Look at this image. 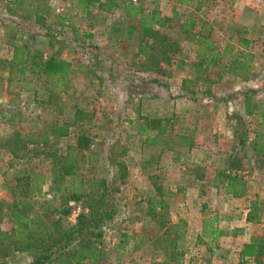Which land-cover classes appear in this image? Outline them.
<instances>
[{"label":"crops","instance_id":"crops-1","mask_svg":"<svg viewBox=\"0 0 264 264\" xmlns=\"http://www.w3.org/2000/svg\"><path fill=\"white\" fill-rule=\"evenodd\" d=\"M71 1L70 24L65 27L63 19L53 13L48 0H21L14 7L0 0V38L3 39L0 41V69L4 65H16L21 70L25 63L30 65L34 53L43 62L52 57L68 62L70 67L65 78H56L58 86H62V97H58L59 109L70 111L73 107L74 111L83 110L80 103L87 100L97 105V112L107 116V111L111 113L116 123L110 124L108 130L116 133L118 141L113 139L112 142L117 144L116 148L107 144L103 158L107 159L106 153L108 156L111 152L109 164L122 162L127 166L128 182L136 183L134 186L137 187L138 179L142 180L149 197L162 199H159V206L151 208V211L166 210V197L161 189H155L151 176L158 175L157 181L173 180L176 192L194 199L191 206L180 208L185 215L180 217L184 219L188 231L196 228L200 240L220 248L218 255L212 248L213 262L255 264L248 256L240 254L250 240L252 226L248 221L250 205L246 206L245 202L264 197V156L257 155L251 145L252 142L257 146L264 143V0H197L203 15L197 13L194 7L187 8L193 15L190 18L193 21L192 38L202 36V43L208 42V50L195 51L193 57L203 58L200 56L202 51L208 54L210 43L218 47L212 34L219 25L224 30V46L227 44L230 51L236 53L234 60L225 63L224 68L226 78L238 87H229L227 95L221 96L207 87L203 90L188 87L186 78L180 72L168 74L170 77L166 83L155 75L151 77L145 66L139 69V63L148 61L147 54L139 53V43L145 30L141 24L144 20L149 21L151 7L156 6L154 10L165 23L164 26L153 25L161 33L172 21L180 23L179 27L183 29L187 20L182 21V15L174 11L185 7L183 0H179L182 4L174 3L171 9L173 15L167 9L170 0H138L137 5L131 4L130 0ZM26 7L32 18L29 22H25L22 16ZM135 8L137 12L130 14ZM84 15L87 17L83 18ZM201 27L206 30L201 31ZM13 32L18 41L11 44L7 39L14 35ZM164 34L167 35L166 32ZM210 36L212 39H209ZM89 41L91 43H87ZM146 41L152 43L150 39ZM225 52L224 49L221 54ZM119 56H129L131 64L121 69ZM211 63V60L208 63L205 61L203 72H207ZM126 69L141 76L137 77L141 82L134 84L132 75L127 77ZM32 74L34 79L46 80L47 85L56 82L53 78ZM178 74L181 76L179 83L175 77ZM171 79L176 80L173 90L170 88ZM83 80L85 83H81ZM154 88L169 91L164 93ZM68 90L73 92V98L74 94H78L72 101L70 98V101L66 100ZM246 93L254 105L251 114L244 112ZM48 94L53 95L50 91ZM7 100L5 94H0V107H4ZM125 110L129 116L128 127L121 133L134 135L136 143L125 141L116 130V126L122 124L118 122L126 115L123 113ZM85 111L88 112V109ZM1 116L2 113L0 133L3 125ZM154 120L160 123L152 125ZM73 122L77 124L75 130H71V123H65L68 126L67 135L61 138L51 135L53 140L50 141L64 142L71 140V135H77L74 138L79 139L82 133L88 134L82 123ZM71 145L77 151L84 148L79 146L78 140ZM120 146L127 149L125 156L116 152ZM122 156L123 161H120ZM112 172L117 175V171ZM230 177H235L242 184L237 195L227 188ZM206 198H222L226 203L222 202L215 209L200 205ZM231 202L234 206H229ZM208 227L219 232L211 234ZM233 230L239 231L235 233ZM239 250L236 258L233 255Z\"/></svg>","mask_w":264,"mask_h":264},{"label":"rangeland","instance_id":"rangeland-1","mask_svg":"<svg viewBox=\"0 0 264 264\" xmlns=\"http://www.w3.org/2000/svg\"><path fill=\"white\" fill-rule=\"evenodd\" d=\"M174 3L185 5L182 10L173 9L176 13L182 15L180 16L182 21H186L193 16L187 10L188 7H194L198 10L197 13L204 14L201 7H198L197 0H183L182 3L179 0H170L168 1V11H172V7L175 6ZM27 9L28 7L24 8L22 14L25 22L32 19ZM154 9H156V6L151 7V12ZM173 13L172 11L171 14L173 15ZM85 17L87 15H84L83 18ZM179 25L180 23L172 21V24L163 28L162 32L165 30L168 40L177 46L176 52L181 48L180 52H168L167 56L169 58L165 63L158 61L159 57L145 63H139V61V69L142 70L145 66L151 77L155 75L157 79L166 83L170 77H168V74L173 75L180 72L186 78L185 81L188 87L194 86L195 89L200 90L207 87L220 96L227 95L229 87L231 89L237 88L236 83H232L226 78L225 63L233 61L236 53L230 51L229 46H226L227 44L224 46L223 26L219 25L213 31L212 36L216 40L215 45H218V47L211 56L212 63L209 69L207 72H203L205 62H202V60L204 58L193 56L196 55L195 51L199 52L207 49L206 43L208 42L202 43L204 39L202 36L193 39L192 30L187 27L180 29ZM201 28V31L206 30L203 27ZM203 35H205V32ZM209 39H212V37L210 36ZM16 40L15 33L7 39L11 44L15 43ZM0 41H3V39L0 38ZM87 43H91V41ZM127 46L131 47L132 44H127ZM224 49L226 52L220 58H216L215 55L220 54ZM190 50H192L191 53ZM186 58L187 60L184 61ZM118 60L122 64L121 69H125L124 67L131 64L129 56H119ZM164 65L165 68H163ZM126 72L128 73L127 77L132 75L134 84L141 82L140 79L137 80V77L141 76L136 75L133 71L127 70ZM31 75L33 74L30 71L21 73L16 65H4L0 69V79L2 81L0 94H5L8 99L6 105L0 107L1 120L4 125H2L0 133V264H24L31 260L35 248L28 246L32 241L25 237L27 233H30L27 236L39 234L40 232L37 230H40L41 226H39V229L32 230L28 227L15 229L16 222H14L12 213L27 207L30 216L48 218V215L44 214L46 209L41 207L42 202L51 201L49 208L59 209L61 207L58 198L52 197L53 193L50 189L51 186L54 187L53 180L62 166V163H59L60 158L68 153H71L75 159L74 181H72L71 176L68 177L67 183L59 181L55 184V190L61 189V186H67L69 191H63L64 193L81 194L82 191H85V193L95 190L100 191L102 188L101 180H104L106 186L110 188L111 195L115 198L116 209L119 211L102 228L101 240L96 245L102 251L99 264H216L213 262L212 248H214L215 255H218L220 248L215 247L212 243L209 245L203 239L200 240L201 237H199L196 228L188 231L184 219L180 217L185 216L180 208L191 206L190 204L194 199L189 198V196L183 197L179 191L176 192L173 180L157 181L158 175L154 174L151 176V180L155 189L157 191L161 189L162 194L165 195L166 210L161 212L151 211L152 207L157 208L159 206L162 199L149 197L145 188H143L144 182L142 180L138 179L139 184L137 187L134 186L136 183L128 182L127 166L122 165V162L117 163V165L109 164L111 152L108 156L106 153L107 159L103 158V153L108 149L106 148L107 144L109 143V145L116 148L117 144L114 145L112 142L113 139L118 141L115 138L116 133H111L108 130L110 124L116 123L114 122L116 119L110 116L109 111L106 112L107 116L101 111L97 112V105L94 102L81 101L82 118L77 122L82 123L85 126L84 129L88 130V134L82 138L84 141L80 138L75 139L74 137L77 135H71L72 139L69 141H50L52 136L47 131L54 125L71 123L73 127L71 130L76 129L77 124L73 122L76 118L75 111L73 107L70 111L59 109L58 100L60 99L58 97H62V86H58L57 82H53V85H47L46 80L43 78L34 79ZM179 75L175 76L177 83L181 78ZM175 81L171 79L170 88L172 90ZM81 83H85V81L83 80ZM50 87L52 88L49 90ZM154 89L164 93L169 91L162 88ZM48 91L53 95L49 96ZM68 91L69 95L66 100H69V98L71 101L74 100L78 94H74L73 98V96L71 97L73 92ZM88 92L91 93V91ZM85 109H88V112ZM129 109L133 110L131 106H129ZM123 113L126 114V110ZM128 120L129 116L127 114L120 117L118 123L122 124L116 126V130L120 132L125 141L136 143L138 141L134 138V135H122L123 133H121L126 131ZM46 139H49L47 143L44 142ZM77 140L79 145L84 147L79 152H75V149L71 148L73 145L71 143H76ZM120 147L116 152L125 156L128 152L127 149ZM123 156L119 159L120 161H123ZM113 170L117 171V175L112 172ZM59 193L62 192L59 191ZM151 198L153 200L150 201ZM84 201L85 199L67 202L69 213L62 217V224L65 228L75 226L77 216L80 213L88 212L89 209ZM203 201L200 202V205L209 208L214 207V209L219 207L222 202L226 203V200L222 198H206ZM245 204L246 206L250 205L251 210L248 215V221L252 225L249 230L251 234L249 242L255 237L264 239V197L252 199L251 202L246 201ZM230 205L234 206L232 202L229 203ZM28 206L30 207L28 208ZM145 206L150 209H146ZM180 210L181 212L178 213ZM57 213L55 212L52 216L58 217ZM231 225H234V223H231ZM23 231L24 235L22 234ZM238 231L235 230L234 232L238 233ZM242 251L240 254L239 250L233 256L237 258L238 253L243 256ZM255 253L254 249L247 250V254L244 256H248L255 264L264 262V251L259 254ZM257 257L259 261L255 260ZM83 264H91V262L87 261Z\"/></svg>","mask_w":264,"mask_h":264},{"label":"trees","instance_id":"trees-1","mask_svg":"<svg viewBox=\"0 0 264 264\" xmlns=\"http://www.w3.org/2000/svg\"><path fill=\"white\" fill-rule=\"evenodd\" d=\"M134 12H137L136 8L132 9L129 13L132 14ZM154 24L157 26H164L165 24L164 21L159 19L158 12L155 10L149 15V21L144 20L141 24V27L145 30L141 35L139 53L147 54L148 61L159 57L158 61H163L165 63L169 58L167 53H175L177 51V46L168 40L166 34L161 33L159 29L155 28L153 26ZM186 27L189 29L193 27V21L191 19L186 21L183 29ZM148 39L152 40L151 44L146 43V40ZM204 43H206V41H204ZM208 47V54L205 51L200 52V56H203L204 58L202 62L206 61L208 63L211 60L210 58L213 55V52L217 48L216 46L211 45H208ZM221 56V53L215 55L216 58H220ZM25 65L24 68L20 70L21 73H24L26 71L25 69H28L31 73L53 78L56 82V78L61 80L65 78L70 67L68 62L56 57H52L43 62L40 59V56L36 53L32 55L30 65L27 63H25ZM235 73L239 74L238 71ZM244 99V112L246 114H251L254 110V105L250 101V96H247L246 93ZM81 115L82 111L76 110V118L74 121H79L82 118ZM158 123H160L159 120L152 121V125L157 126ZM47 133L56 137L65 136L68 133V126L65 123L62 125H56L50 128ZM81 135L80 139L84 137V133ZM82 141H84V139H82ZM44 142L47 143V139L44 140ZM251 145L257 155L264 156V143L257 146L255 142H252ZM79 146L81 147V145ZM75 152L79 151L75 150ZM60 159L59 163H62V166L53 180L54 187L51 186L50 191L53 193V198H58L61 207L59 209L49 208L52 203L51 201L48 200L42 202L41 207L46 209L44 214H47L48 218L30 216L26 209L27 207L16 210L15 213H12L14 216V222H16L15 229L19 230V228L28 227L32 230L39 229V226H41V229L37 230L40 232L39 234L37 233L27 236L30 235V233H27L25 237L32 241L28 246L34 247L35 251L32 252L31 260L24 264H83L87 261H90L91 264H99L102 251L98 249L96 245L101 240L102 228L119 212L116 209L115 198L111 195L110 188L106 186L104 180H101L102 188L100 191L95 190L88 193L82 191L81 194L72 192L67 193L69 191V187L67 186H61V189L63 190L60 188L55 190V184H57V182L65 181V183H67L68 177L71 176L72 181H74L75 177L74 156H72L71 153H68ZM226 184L227 188L233 191L234 195L240 193L239 191L242 184H240L235 177H230ZM59 191L62 193H59ZM63 191H67L65 192L67 194ZM83 199H85L84 204L89 209L88 212L80 213L77 216L75 226L68 229L65 228L62 224V217H65L69 213L67 202H76ZM151 200H153V198H151L150 201ZM29 207L30 206H28V208ZM55 212H58V217H55V215L52 216ZM208 229L211 234H217L219 232L215 228L208 227ZM22 234H25L24 231ZM251 249H254V252L258 254L261 253V251H264V239H261V237H255L252 241L245 244L242 255L247 254V250ZM255 260L259 261L258 257ZM260 264H264V262Z\"/></svg>","mask_w":264,"mask_h":264},{"label":"built area","instance_id":"built-area-1","mask_svg":"<svg viewBox=\"0 0 264 264\" xmlns=\"http://www.w3.org/2000/svg\"><path fill=\"white\" fill-rule=\"evenodd\" d=\"M9 7H14L16 4L20 3L21 0H2ZM51 3V9L53 13L63 19V26L67 27L70 24V10L72 9L71 0H48ZM131 4L137 5L138 0H130ZM95 13V11H93Z\"/></svg>","mask_w":264,"mask_h":264}]
</instances>
